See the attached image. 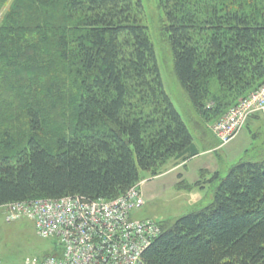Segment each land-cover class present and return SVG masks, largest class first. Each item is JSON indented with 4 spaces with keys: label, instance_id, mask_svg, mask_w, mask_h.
<instances>
[{
    "label": "trees",
    "instance_id": "obj_1",
    "mask_svg": "<svg viewBox=\"0 0 264 264\" xmlns=\"http://www.w3.org/2000/svg\"><path fill=\"white\" fill-rule=\"evenodd\" d=\"M160 6L197 124L264 83V0ZM3 15L0 206L115 199L144 173L202 152L166 89L143 0H11ZM217 181L209 204L159 222L147 264H264V154L241 158Z\"/></svg>",
    "mask_w": 264,
    "mask_h": 264
},
{
    "label": "built area",
    "instance_id": "obj_2",
    "mask_svg": "<svg viewBox=\"0 0 264 264\" xmlns=\"http://www.w3.org/2000/svg\"><path fill=\"white\" fill-rule=\"evenodd\" d=\"M259 114H264V83L230 107L213 123L212 131L225 146ZM143 183L115 199L66 195L1 207L7 221L30 219L41 237L55 241L50 254L29 257L25 264H147L143 254L160 235L161 227L152 218L132 216L133 210L145 205Z\"/></svg>",
    "mask_w": 264,
    "mask_h": 264
},
{
    "label": "rangeland",
    "instance_id": "obj_3",
    "mask_svg": "<svg viewBox=\"0 0 264 264\" xmlns=\"http://www.w3.org/2000/svg\"><path fill=\"white\" fill-rule=\"evenodd\" d=\"M10 1L2 5L0 20L3 19V13ZM143 2L144 21L148 25L157 51L166 89L178 109L182 111V107L191 120L195 139L202 148L203 155L191 162L193 173L189 169L186 174L185 166L164 176L156 177L144 173L145 182L142 184V192L146 203L143 207L133 210L132 216L139 220L152 218L162 223L173 222L178 217L209 204L213 200L217 177H225L230 167L241 158H255L264 154V115H257L250 123L248 121L235 139L220 147L211 127L217 119L211 121L208 126L197 124L196 118L193 117L197 115L187 103L177 80L173 57L165 34L166 19L160 0H143ZM175 165L177 164L174 160L170 159L163 167L164 173ZM200 184H204V187ZM54 244L53 239L43 238L37 233L32 220L24 218L7 221L3 208H0V264H25L29 257L50 254Z\"/></svg>",
    "mask_w": 264,
    "mask_h": 264
},
{
    "label": "crops",
    "instance_id": "obj_4",
    "mask_svg": "<svg viewBox=\"0 0 264 264\" xmlns=\"http://www.w3.org/2000/svg\"><path fill=\"white\" fill-rule=\"evenodd\" d=\"M256 116H257V115L252 116V117L249 119V122H248V123L254 121V120H255L254 118H256ZM215 139H216V138H215ZM216 140H217V139H216ZM201 155H203V152H200V154H198L197 156H195V157H193V158H191V159H189V160H187V161H185V162H181V163L175 165V167H173L172 169H169L167 172H165V173H164L163 175H161V176H164V175H166V174H168V173H172V172L176 171L177 169H179L180 167H183V166H185V169H186L185 173H186V174H188L189 169H190L191 172L193 173V169H191V162H193L194 160L198 159ZM186 176H187V175H186ZM196 177H197V175H196ZM196 177H195V178H196Z\"/></svg>",
    "mask_w": 264,
    "mask_h": 264
}]
</instances>
